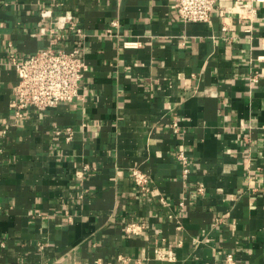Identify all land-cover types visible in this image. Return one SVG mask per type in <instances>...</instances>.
I'll list each match as a JSON object with an SVG mask.
<instances>
[{"label":"crops","instance_id":"crops-1","mask_svg":"<svg viewBox=\"0 0 264 264\" xmlns=\"http://www.w3.org/2000/svg\"><path fill=\"white\" fill-rule=\"evenodd\" d=\"M174 1L0 0V264H264V4L184 23ZM43 10L73 16L87 70L16 121L9 55L48 47Z\"/></svg>","mask_w":264,"mask_h":264},{"label":"built area","instance_id":"built-area-1","mask_svg":"<svg viewBox=\"0 0 264 264\" xmlns=\"http://www.w3.org/2000/svg\"><path fill=\"white\" fill-rule=\"evenodd\" d=\"M218 0H175L173 9L176 16L184 23H206L216 9ZM264 4V0H235L232 6L237 9L241 18L247 17V13L254 11L256 5ZM222 16L223 11L220 12ZM43 17L51 19L50 26L45 28V34L50 37L48 47L30 55L25 59H18L13 53L9 55V64L14 67L18 77V83L12 97V109L16 121L25 118L30 111L51 110L60 104L71 103L80 98L79 87L87 70L84 59V48L79 39L77 46L66 50L62 45L65 31H73L82 38V29L76 25L70 14L54 16L51 10H43ZM250 30H247L249 32ZM124 48H137L138 42L126 41ZM253 78L252 81H256ZM177 127V123L172 124ZM53 132L56 136H64L66 141L72 140L70 127H55ZM183 173H186L188 157L184 152L176 154ZM87 168V166H85ZM134 185L142 192L150 190V176L139 166L130 169ZM200 190V189H199ZM139 228L136 224H128L125 231L135 233ZM156 254L162 259H169L160 250ZM125 261V259H121ZM231 263V259H228ZM95 264H107L96 262Z\"/></svg>","mask_w":264,"mask_h":264}]
</instances>
